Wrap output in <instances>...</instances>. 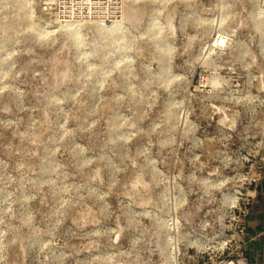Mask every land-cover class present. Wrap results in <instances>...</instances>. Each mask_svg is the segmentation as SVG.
<instances>
[{
  "label": "rangeland",
  "instance_id": "rangeland-1",
  "mask_svg": "<svg viewBox=\"0 0 264 264\" xmlns=\"http://www.w3.org/2000/svg\"><path fill=\"white\" fill-rule=\"evenodd\" d=\"M253 94L264 0H0V264L223 260Z\"/></svg>",
  "mask_w": 264,
  "mask_h": 264
},
{
  "label": "built area",
  "instance_id": "built-area-1",
  "mask_svg": "<svg viewBox=\"0 0 264 264\" xmlns=\"http://www.w3.org/2000/svg\"><path fill=\"white\" fill-rule=\"evenodd\" d=\"M253 114L261 116L258 119L259 135L253 134L250 142L249 153L241 157L239 174L247 178V186L239 197L240 200L233 206V222L237 229L229 235L228 241L233 242L234 247L217 264H252L244 252V247L250 239L246 228V219L254 203L258 185L264 179V94H253ZM257 107L259 110H257ZM255 137V138H254Z\"/></svg>",
  "mask_w": 264,
  "mask_h": 264
},
{
  "label": "crops",
  "instance_id": "crops-1",
  "mask_svg": "<svg viewBox=\"0 0 264 264\" xmlns=\"http://www.w3.org/2000/svg\"><path fill=\"white\" fill-rule=\"evenodd\" d=\"M250 239L244 252L252 264H264V179L258 185V192L246 219Z\"/></svg>",
  "mask_w": 264,
  "mask_h": 264
},
{
  "label": "bare ground",
  "instance_id": "bare-ground-1",
  "mask_svg": "<svg viewBox=\"0 0 264 264\" xmlns=\"http://www.w3.org/2000/svg\"><path fill=\"white\" fill-rule=\"evenodd\" d=\"M59 24H60V23H59ZM59 24L57 23V25H59ZM54 26H55V25H54ZM59 26H60V25H59ZM61 26H64V25L61 24ZM49 29H50V28H49ZM51 29L53 30V28H51ZM51 29H50V30H51ZM52 30H51V31H52ZM54 30H55V29H54ZM54 30H53V31H54ZM221 39H222V38L220 37L219 40H221ZM222 40H223V39H222ZM222 40H221V41H222ZM221 41H219V42H221Z\"/></svg>",
  "mask_w": 264,
  "mask_h": 264
}]
</instances>
